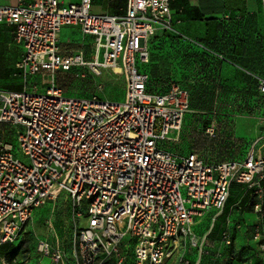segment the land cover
<instances>
[{"label": "built area", "instance_id": "built-area-1", "mask_svg": "<svg viewBox=\"0 0 264 264\" xmlns=\"http://www.w3.org/2000/svg\"><path fill=\"white\" fill-rule=\"evenodd\" d=\"M92 9L93 0L0 5V24L15 27L14 40L23 48L18 67L26 84L22 92L0 87V125L14 137L0 140V246L13 243L36 210L64 193L80 247L77 264H126L130 243L134 264H168L182 242L207 244L194 225L209 212L221 213L238 184L253 192L254 240L264 252V146L217 163L163 147L191 112L186 90L172 84L154 91L141 70L149 62V41L173 30L170 0H127L121 16ZM63 27L94 37L92 61L63 56ZM79 67L122 76L124 99L66 97L57 75ZM31 77L42 81L44 93L37 83L30 86ZM259 88L264 94V80ZM214 133L215 124L207 130ZM224 240L231 244L229 232ZM40 250L48 255L50 245L41 242ZM184 257L178 264H190ZM56 261L63 262L59 251Z\"/></svg>", "mask_w": 264, "mask_h": 264}, {"label": "crops", "instance_id": "crops-1", "mask_svg": "<svg viewBox=\"0 0 264 264\" xmlns=\"http://www.w3.org/2000/svg\"><path fill=\"white\" fill-rule=\"evenodd\" d=\"M60 1L62 5H68L78 4L81 0ZM170 3L171 10L175 15L183 19V22L177 28L197 41L213 40L219 34L222 35L224 32L222 29L223 22H226L225 19H228L229 16L246 15L247 27L245 29L242 27L240 31L234 32L235 37L239 36L238 44L234 53L233 51L230 52L232 54L231 60L222 66L221 79L222 83L230 88L231 100L235 103L244 102L245 104V109L241 110L239 116L257 122L255 129L260 132V138L251 143L243 141L246 142L247 152L253 147L257 151H261L264 146V103L262 102L263 104L261 103L256 108H254V105L250 106L249 103L255 102L259 93L257 83L254 85V79L264 78V0H170ZM16 4L17 0H0V5L15 6ZM126 8L127 0H93L92 11L95 10L96 14L121 16L124 15ZM14 30L15 27L12 25L0 24V87L6 92H22L26 86L23 73L18 67L23 56V48L16 44ZM160 32H157V34ZM153 38L149 41V44L153 42ZM59 40L63 56L83 54L85 61L93 60L94 37L84 35L79 27H63L59 33ZM153 52L155 53L151 58L152 76H168L170 72L174 73L177 61L172 57L170 59V57L159 56L155 49H153ZM160 52L162 53V51ZM34 79L39 78L31 77L29 81H32V85L36 83ZM184 124L180 131L173 133L170 139L165 141V148L168 151L179 155L198 153L207 163L224 161L220 157L207 152L209 145L215 144V147L220 143L212 139L198 141L197 148L184 150V144L191 143L188 135L194 133L192 122L186 120ZM4 139L13 141L14 137H8L4 125H0V140ZM252 200L254 201L251 196L249 200L251 207L254 203ZM228 204L221 213L209 212L198 219L194 225L202 228L208 227L205 235L209 236L215 249L219 243V229L225 222L227 225L231 224L230 215L237 203L232 204L226 220L219 222L221 218L225 217ZM250 213L256 216L254 210ZM248 222L250 221L248 220ZM255 225L250 223V227ZM238 226L240 229L241 225Z\"/></svg>", "mask_w": 264, "mask_h": 264}, {"label": "rangeland", "instance_id": "rangeland-1", "mask_svg": "<svg viewBox=\"0 0 264 264\" xmlns=\"http://www.w3.org/2000/svg\"><path fill=\"white\" fill-rule=\"evenodd\" d=\"M94 11L93 13H95ZM66 74V72L59 74L57 84L68 98H90L97 96L101 99L119 101L124 96L125 91L122 76L114 75L108 70L103 71L100 76H95L88 68L79 67L73 68L68 75ZM34 80L38 85L36 91L40 94L44 93L46 86L42 85L40 79ZM29 83L31 86L32 81L30 80ZM228 100L229 98L225 95H218L214 100L215 104H213L212 109L215 112L212 122H215L216 127L219 129H223V124L226 128L231 126L229 129L231 132L233 131V135L229 139L227 147L224 143L221 145L223 152L213 150L212 148L210 150L214 156L220 157V159L225 160L226 157L225 161L240 160L247 153L246 142L243 141L245 140L249 143L257 141L260 138V132L255 129L256 121L234 115ZM207 120H209L208 117L204 115L202 117H195L192 122L193 127L197 128V125L200 123L199 121ZM226 121L228 124L230 122L231 125H226ZM221 122L222 124H220ZM219 141L220 143L223 142L221 139ZM190 146V144L188 146L184 144V150H188ZM15 154L18 157L20 156L17 154V150ZM252 193L247 187L234 184L227 213L219 222L226 220V216L229 209L232 208L233 203L240 201L242 203L234 207L231 212V224L228 226L225 222L219 229V243L213 255L221 253L222 257L214 262L209 256L205 260V264H253V261L250 260L252 252L255 253V258L260 256V254L257 256L258 252L255 250V245L251 243L249 235L250 223L256 224L258 221L256 216L248 212V209H250L249 200ZM251 218H253V221ZM239 224L241 225L240 229L237 228ZM227 229L231 230L234 238V245L230 251L226 249L223 243V235L227 232ZM207 230L208 227L202 228L200 226L198 229H195L194 233L203 237ZM203 238L199 239L202 241ZM41 242H46L50 245V253L48 255L40 250ZM10 245H12V251L8 255L0 253V264H77V260L80 258V247L78 245L77 232L71 218L69 197L62 193L56 200H52L45 207L36 210L32 220ZM189 247L190 244L188 242H182L179 248L174 251L168 264H178L182 256H186L188 253ZM57 251L63 257V262L61 263H57L56 261ZM191 257L194 262L196 259L199 260L201 258V254L199 251H195ZM103 264L110 263L104 262Z\"/></svg>", "mask_w": 264, "mask_h": 264}, {"label": "trees", "instance_id": "trees-1", "mask_svg": "<svg viewBox=\"0 0 264 264\" xmlns=\"http://www.w3.org/2000/svg\"><path fill=\"white\" fill-rule=\"evenodd\" d=\"M172 15L174 21L173 30L161 31L160 33L154 36L153 42L149 44L150 61L148 64L142 67V71L148 74L150 78V87L154 91H164L167 90L172 84H176L188 92L191 112L186 116L185 122L186 120L193 122L195 117H202L203 115L208 117L209 120L207 121H199L200 123L197 125V128H195V126L194 127L192 126L194 133L188 135L189 139H191V143H190L191 146L188 148V150L197 148L198 141L212 139L213 141L216 142L219 141V139H221L223 141L221 144L219 143L215 147H214L215 144L209 145L207 147L208 148L207 152L211 153L210 149L212 147H214L212 148L213 150L222 151L221 145H223L224 143L227 147L228 145L227 143L233 135V131L231 132V130L229 129V127L231 126L226 128L225 125L223 124V129H219L215 125L214 136H209L207 134V130L213 124H215V122H212L213 121L212 119L214 118L213 114L215 112L213 111L212 106L213 104H215L214 100L217 98L218 95L219 96L225 95L227 96V98H229L228 101L230 102V108L234 112V115H239L241 110L245 109L244 102L235 103L234 101L231 100L229 94L230 88L229 86H226L224 83H222L221 73H222V66L224 65V63H227L231 60L232 54H230V52L233 51L234 53L236 49L235 47L238 44L239 36L235 37L234 32L240 31L242 27H244V29L247 27L246 15L240 14L235 16H229L228 19H225L226 22H223L222 25V29L224 31L223 34L222 35L219 34L215 39L208 41H197L182 33L177 28V26H179L183 22V19L178 18L173 11H172ZM164 48L166 49L164 50ZM153 49H155V51L159 54V56L162 55V57H168V58L170 57V59L172 57L177 61L175 65L176 70H174V73L170 72L168 76H152L151 58L155 53L153 52ZM160 51H162V53ZM218 54L223 55L224 60L217 59L216 55ZM69 72H66L67 73L66 75H68ZM60 73L61 72H59L57 75L56 83ZM260 80H264V78H259L258 80L254 79V85H256L257 83V90L259 92L257 94L256 101L253 103H249L250 106L254 105V108L259 107L262 102L264 103V94L261 93L259 88ZM123 85L125 86L124 81H123ZM123 99L124 96L119 101H122ZM220 124H222V122ZM225 124L231 125V123L229 122L228 124L227 121ZM188 145L189 144H187V146ZM163 147L165 148V143L163 144ZM245 156L243 158H240V160L244 159ZM223 160L224 159H222V161ZM233 186L234 185H232L230 197L227 201V204L232 198ZM252 202L254 201L252 200ZM236 203L234 207H236L238 204H241L242 201ZM253 205L252 207L250 205V209H248L249 212H253ZM229 225L230 224H228V226ZM198 228H199L198 226L197 227L194 226L193 228L194 232L195 229ZM237 228H239V226H237ZM249 228H250L249 234H250L251 243L256 247L255 250L258 252L257 256H259L260 254L258 258H255L256 255L254 252H252L250 260L253 261V264H264V252L259 247L260 243L254 240L255 235L257 233V224ZM260 228L262 233H264V223ZM227 232L230 233L231 244L226 245L224 240V235H223V243L225 244L226 249L230 251L234 245L233 242L234 238L231 230L227 229ZM195 235L199 238L206 237L207 244L202 249H200L199 247L196 248L189 247L188 253L184 257L185 260L189 261L190 264H197L198 262L199 264H205V260H207L209 256H210L209 258H212L214 262L218 261V259L222 257L221 253H216V255H213V253L216 252L215 251L216 249L214 245L210 242L209 236L204 235L203 237H200L197 234ZM262 242L264 243V240ZM11 248L12 245L10 244L1 245L0 253L8 255L12 251ZM195 251H199V253L201 254V258L199 260L196 259L193 262V258L191 256L195 253ZM126 252H127L126 264H134V253H133V246L131 243L129 244V249Z\"/></svg>", "mask_w": 264, "mask_h": 264}, {"label": "bare ground", "instance_id": "bare-ground-1", "mask_svg": "<svg viewBox=\"0 0 264 264\" xmlns=\"http://www.w3.org/2000/svg\"><path fill=\"white\" fill-rule=\"evenodd\" d=\"M117 72L119 73L120 71H119V70H117Z\"/></svg>", "mask_w": 264, "mask_h": 264}]
</instances>
